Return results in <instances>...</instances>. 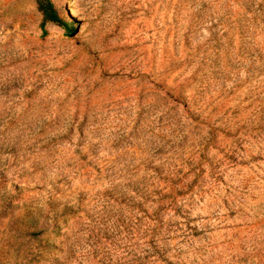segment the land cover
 <instances>
[{
  "label": "rangeland",
  "instance_id": "obj_1",
  "mask_svg": "<svg viewBox=\"0 0 264 264\" xmlns=\"http://www.w3.org/2000/svg\"><path fill=\"white\" fill-rule=\"evenodd\" d=\"M0 0V264H264V0Z\"/></svg>",
  "mask_w": 264,
  "mask_h": 264
},
{
  "label": "trees",
  "instance_id": "obj_2",
  "mask_svg": "<svg viewBox=\"0 0 264 264\" xmlns=\"http://www.w3.org/2000/svg\"><path fill=\"white\" fill-rule=\"evenodd\" d=\"M35 2L42 17V30L47 23H62V25L69 28V25L60 18L58 11L51 0H35Z\"/></svg>",
  "mask_w": 264,
  "mask_h": 264
}]
</instances>
